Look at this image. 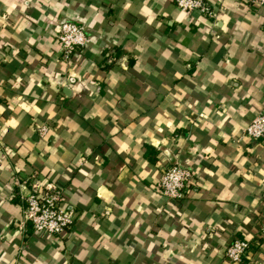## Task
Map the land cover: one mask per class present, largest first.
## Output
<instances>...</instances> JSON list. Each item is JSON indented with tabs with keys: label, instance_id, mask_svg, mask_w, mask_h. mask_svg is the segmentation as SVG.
I'll list each match as a JSON object with an SVG mask.
<instances>
[{
	"label": "crops",
	"instance_id": "1",
	"mask_svg": "<svg viewBox=\"0 0 264 264\" xmlns=\"http://www.w3.org/2000/svg\"><path fill=\"white\" fill-rule=\"evenodd\" d=\"M209 2L213 17L172 0H0V264H264V137L244 135L264 109V12ZM62 20L87 37L66 60ZM173 161L194 184L171 202L155 184ZM33 180L62 187V233L24 219ZM234 238L250 242L239 263L223 253Z\"/></svg>",
	"mask_w": 264,
	"mask_h": 264
},
{
	"label": "built area",
	"instance_id": "2",
	"mask_svg": "<svg viewBox=\"0 0 264 264\" xmlns=\"http://www.w3.org/2000/svg\"><path fill=\"white\" fill-rule=\"evenodd\" d=\"M175 6L187 15L197 12L206 17H213L214 10L209 0H172ZM249 5L262 9L264 0H246ZM55 38L58 42L62 59L66 60L71 52L87 43L84 30L70 20L60 21ZM49 126L43 124L38 132L44 134ZM244 135L251 140L264 137V109L259 110L244 128ZM193 170L191 166L173 161L161 170L155 184V189L169 201L181 199L190 185H193ZM63 199L62 187L40 185L37 180L30 183V188L22 196L23 216L31 224L33 231L44 236L62 233L72 223V217L60 208ZM264 233V228H261ZM250 248V242L234 238L224 248V257L231 263H239Z\"/></svg>",
	"mask_w": 264,
	"mask_h": 264
},
{
	"label": "trees",
	"instance_id": "3",
	"mask_svg": "<svg viewBox=\"0 0 264 264\" xmlns=\"http://www.w3.org/2000/svg\"><path fill=\"white\" fill-rule=\"evenodd\" d=\"M106 57H110V54L108 53V55H106ZM145 149H146V155H147V157L149 158L150 161H154V160L157 159V157H156L157 156V151L155 149H153L152 147L146 146V145H145Z\"/></svg>",
	"mask_w": 264,
	"mask_h": 264
}]
</instances>
